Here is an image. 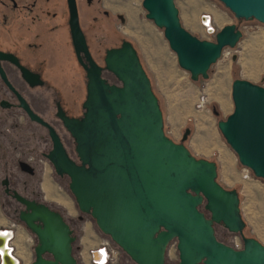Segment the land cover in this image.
I'll use <instances>...</instances> for the list:
<instances>
[{"label": "water", "instance_id": "1", "mask_svg": "<svg viewBox=\"0 0 264 264\" xmlns=\"http://www.w3.org/2000/svg\"><path fill=\"white\" fill-rule=\"evenodd\" d=\"M219 1L236 19L264 23V0ZM67 3L73 44L86 70L82 116L58 113L73 137L75 157L67 153L54 128L23 98L19 100L32 120L49 129L53 147L46 156L57 175L69 178L78 210L135 264H165L172 240L176 264H264V244L244 235L238 192L217 181V164L190 152L184 144L189 128L180 142L166 135L158 98L131 41L123 39L119 46L106 49L104 65H99L80 28L76 0ZM141 4L193 81L207 79L222 51L235 47L242 37L237 25L230 23L215 33L214 40L200 39L182 25L175 0ZM119 17L124 23V16ZM6 57L0 53V58ZM103 71L118 83H111ZM0 72L10 86L1 68ZM23 76L39 83L26 70ZM231 97L233 110L217 122L218 129L240 164L264 180V87L238 78L232 82ZM14 196L25 206L17 218L36 238L30 264H77L76 237L63 214L16 191ZM215 224L239 234L242 247L217 239Z\"/></svg>", "mask_w": 264, "mask_h": 264}, {"label": "rangeland", "instance_id": "2", "mask_svg": "<svg viewBox=\"0 0 264 264\" xmlns=\"http://www.w3.org/2000/svg\"><path fill=\"white\" fill-rule=\"evenodd\" d=\"M77 1L95 60L104 65L106 49L119 46L123 39L131 41L158 98L166 135L180 142L185 129H190L184 144L197 158H205L217 164V181L223 187L238 192L240 212L245 221L244 235L254 237L264 244V180L256 177L251 169L240 164L236 153L217 126V122L225 119L233 110L231 97L233 80L246 79L264 87V23L255 19H236L235 24L242 31V37L237 45L224 49L221 57L208 70L207 79L199 78L193 81L190 74L178 65L176 55L170 49L163 30L146 18L142 0H138L129 19L124 23L117 18V14L125 16V13L116 6L118 3L116 0ZM175 2L182 25L200 39L214 40V36H207L197 23L200 15L207 10H213L218 20L215 21L212 13L208 12L217 31L224 26L222 23L226 15L234 17V14L219 0H175ZM104 11H107L108 15H105ZM104 76L111 83H118L109 72H105ZM82 79L85 85L86 78L83 76ZM59 80L62 81L61 78ZM73 80L79 84L80 78L73 76ZM76 94L77 98L80 97V102L86 92L83 90ZM4 119H8L9 123L3 124ZM24 122L23 114L1 110L0 138L5 139L10 136L13 141L10 143L13 145L21 142L20 139L24 138L22 127L19 129L15 124L22 126ZM44 161L46 170L42 173L43 200L58 209L73 227L76 237L73 243V255L77 264H84V259L93 249L90 248L91 245L100 243L108 237L98 229L89 215L78 210L68 189L69 179L58 177L47 161L45 159ZM15 172L19 174L18 169ZM245 173L248 174L247 178L244 177ZM24 179L30 183L34 178L24 176ZM200 208L208 214L203 206ZM79 215L83 216L82 220L78 219ZM9 221L15 223L18 228V238L23 244V249L20 251L23 250L24 255L32 261L33 246L36 244L35 236L26 230L22 223L9 220L0 206V227ZM214 227L217 239L235 248L236 243L241 241L240 248L242 247L239 234L229 232L221 224H215ZM121 257L124 264H135L124 253ZM165 260V264L178 262L176 240H172L168 245Z\"/></svg>", "mask_w": 264, "mask_h": 264}, {"label": "flooded vegetation", "instance_id": "3", "mask_svg": "<svg viewBox=\"0 0 264 264\" xmlns=\"http://www.w3.org/2000/svg\"><path fill=\"white\" fill-rule=\"evenodd\" d=\"M76 4L79 25L94 58L77 0ZM104 14L108 15V12L104 11ZM69 19L67 0H0V53L8 56L0 58V68L10 83L9 86L0 72V111L21 113L25 118L22 126L15 124L19 129L22 127L24 138L21 142L13 145L10 136L0 138V206L5 216L16 223L20 222L17 215L25 206L14 196V191L27 200L46 203L42 190V173L46 170L44 159L54 170L46 156L53 147L49 129L30 118L20 105L19 97L54 128L67 153L75 157L73 137L58 115L61 112L69 118L81 117L86 96L80 102V97H76L77 92H86V81L83 85L82 79L83 76L86 78V70L76 54ZM81 57L86 62L83 54ZM23 70L36 75L39 83H31L36 79L26 80ZM73 76H79V84L74 82ZM2 123L9 121L4 119ZM17 169L19 174L15 172ZM24 176L34 178L33 182L28 183ZM78 219L82 220L83 216L79 215Z\"/></svg>", "mask_w": 264, "mask_h": 264}, {"label": "built area", "instance_id": "4", "mask_svg": "<svg viewBox=\"0 0 264 264\" xmlns=\"http://www.w3.org/2000/svg\"><path fill=\"white\" fill-rule=\"evenodd\" d=\"M199 21L204 28V32L207 36H215L217 29H215V27L213 26L211 16L208 12L201 14L199 17ZM246 171L248 170L246 169ZM244 177L247 178L248 174L245 173ZM0 232L10 233L9 236L6 237L4 243L0 244V264H18L19 260L16 255V246L14 243L15 238L18 236L17 226L15 225V223H10L5 227H1ZM236 244V248H240L241 241ZM4 248H7L8 250L5 255L2 254V250ZM123 253L125 254V252L110 238H106L105 240L101 241L100 244H98L94 249L90 250V253L84 259V264H124L121 257V254ZM128 259L130 258L128 257Z\"/></svg>", "mask_w": 264, "mask_h": 264}, {"label": "crops", "instance_id": "5", "mask_svg": "<svg viewBox=\"0 0 264 264\" xmlns=\"http://www.w3.org/2000/svg\"><path fill=\"white\" fill-rule=\"evenodd\" d=\"M116 1L118 2L116 4V6H118L122 11H124L125 16H126V18H125V16H124V18H125V21H126V19H129V16L132 14V11L134 9V6H136L138 4V0H116ZM207 12H209L210 14L212 13L211 15H213L214 20L215 21H218L216 19V16H215L213 10H207ZM234 17L232 18L229 15H226L225 16V19H224V21L222 23V25L230 24L232 22L236 23V18H234ZM197 23H198L199 28L203 31L204 28L199 23V20L198 19H197ZM7 223L4 224L2 227L7 226L8 225ZM18 237H19V234H18V236L14 240V243H15V246H16V248H15L16 255H17V258L19 260V263L18 264H30L32 261H30L29 258L26 255H24V251L23 250L20 251V249L23 248V244H22V240L20 241ZM98 244H100V243L96 242L93 245H91L90 248H93L94 249Z\"/></svg>", "mask_w": 264, "mask_h": 264}, {"label": "bare ground", "instance_id": "6", "mask_svg": "<svg viewBox=\"0 0 264 264\" xmlns=\"http://www.w3.org/2000/svg\"><path fill=\"white\" fill-rule=\"evenodd\" d=\"M47 186H48V185H47ZM48 187H49V186H48ZM2 234H3V233L0 232V239H1V242H2V244H3L4 241H5V239H6V237L9 236L10 233H8L7 236L2 235ZM8 238H9V237H8ZM23 242H24V241H23ZM22 249H23V248H22ZM7 251H8L7 248H6V249L4 248V249L2 250V254L5 255Z\"/></svg>", "mask_w": 264, "mask_h": 264}, {"label": "snow or ice", "instance_id": "7", "mask_svg": "<svg viewBox=\"0 0 264 264\" xmlns=\"http://www.w3.org/2000/svg\"><path fill=\"white\" fill-rule=\"evenodd\" d=\"M2 235H5V236H7V235H8V233H3Z\"/></svg>", "mask_w": 264, "mask_h": 264}]
</instances>
